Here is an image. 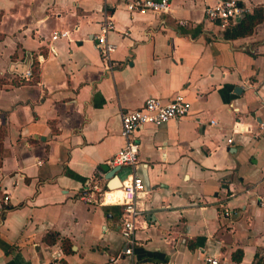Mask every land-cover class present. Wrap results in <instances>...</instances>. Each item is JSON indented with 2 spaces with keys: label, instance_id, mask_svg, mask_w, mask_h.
Returning <instances> with one entry per match:
<instances>
[{
  "label": "crops",
  "instance_id": "obj_1",
  "mask_svg": "<svg viewBox=\"0 0 264 264\" xmlns=\"http://www.w3.org/2000/svg\"><path fill=\"white\" fill-rule=\"evenodd\" d=\"M217 1L130 15L125 0H0V264H264V21L225 39L203 16ZM175 95L187 116L134 134L145 193L125 255L120 208L80 191L123 147L120 114Z\"/></svg>",
  "mask_w": 264,
  "mask_h": 264
},
{
  "label": "built area",
  "instance_id": "obj_2",
  "mask_svg": "<svg viewBox=\"0 0 264 264\" xmlns=\"http://www.w3.org/2000/svg\"><path fill=\"white\" fill-rule=\"evenodd\" d=\"M125 10L130 15L153 13L158 15L168 14L170 11L169 0H125ZM247 14V9L237 0H218L215 4L206 6L203 9L204 18L211 22L219 24L226 28L236 24ZM180 26L185 22H179ZM113 30V23L109 15H103L99 24L98 33L95 34V48L99 58L106 70H110L112 64L109 55L113 51V44L107 42L106 36ZM64 36L65 33H53L52 39L56 36ZM23 80H30L31 71L27 68L20 76ZM190 105L181 95H175L167 103H162L156 98H146L142 105L132 111H124L120 114V135L123 138L124 145L107 162L110 168L127 167L131 173L123 180H119V196H113L116 189L108 188V182L103 174L99 177H93L84 183L80 191V199L93 205L112 204L120 208L119 234L123 240V254L131 255V250L136 244L135 232L137 230L138 219L141 216L142 209L138 206L140 194H144V187L141 178L135 173L138 165L139 145L134 136L135 132L144 125H150L157 128L170 121H178L187 116ZM231 143V139L227 140ZM4 200H6L4 198ZM259 206H264V196L258 197ZM224 216H228V211H223ZM60 255V252L54 253L53 257ZM204 264H217L213 258L205 256Z\"/></svg>",
  "mask_w": 264,
  "mask_h": 264
},
{
  "label": "trees",
  "instance_id": "obj_3",
  "mask_svg": "<svg viewBox=\"0 0 264 264\" xmlns=\"http://www.w3.org/2000/svg\"><path fill=\"white\" fill-rule=\"evenodd\" d=\"M264 21V12L256 8L251 14H246L236 24L226 27L223 33L225 39H236L251 34L255 25Z\"/></svg>",
  "mask_w": 264,
  "mask_h": 264
},
{
  "label": "water",
  "instance_id": "obj_4",
  "mask_svg": "<svg viewBox=\"0 0 264 264\" xmlns=\"http://www.w3.org/2000/svg\"><path fill=\"white\" fill-rule=\"evenodd\" d=\"M102 170L104 171L105 173V180L108 182L109 180H111V182L108 184V188L110 189H117L119 188V182L117 180H115V176L114 174L120 169V168H109L107 167L106 165H102L101 166Z\"/></svg>",
  "mask_w": 264,
  "mask_h": 264
},
{
  "label": "bare ground",
  "instance_id": "obj_5",
  "mask_svg": "<svg viewBox=\"0 0 264 264\" xmlns=\"http://www.w3.org/2000/svg\"><path fill=\"white\" fill-rule=\"evenodd\" d=\"M119 191H120L119 189L118 190H114L113 191V196H115V197L119 196V194H120Z\"/></svg>",
  "mask_w": 264,
  "mask_h": 264
}]
</instances>
